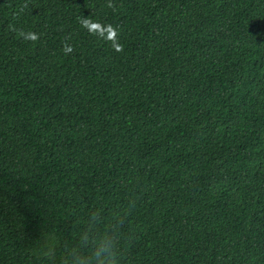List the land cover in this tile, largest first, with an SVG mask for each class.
<instances>
[{"label": "trees", "instance_id": "trees-1", "mask_svg": "<svg viewBox=\"0 0 264 264\" xmlns=\"http://www.w3.org/2000/svg\"><path fill=\"white\" fill-rule=\"evenodd\" d=\"M100 241L264 264V0H0V264Z\"/></svg>", "mask_w": 264, "mask_h": 264}, {"label": "clouds", "instance_id": "clouds-1", "mask_svg": "<svg viewBox=\"0 0 264 264\" xmlns=\"http://www.w3.org/2000/svg\"><path fill=\"white\" fill-rule=\"evenodd\" d=\"M87 26V23H86ZM25 39L35 40L36 35L32 33L25 34ZM94 260L96 264H114L115 253L112 244L109 241H100L94 250ZM79 264H91L87 258L79 261Z\"/></svg>", "mask_w": 264, "mask_h": 264}]
</instances>
